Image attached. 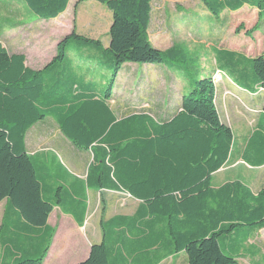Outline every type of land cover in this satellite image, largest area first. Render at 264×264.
<instances>
[{
	"label": "trees",
	"instance_id": "1",
	"mask_svg": "<svg viewBox=\"0 0 264 264\" xmlns=\"http://www.w3.org/2000/svg\"><path fill=\"white\" fill-rule=\"evenodd\" d=\"M22 1L36 18L54 20L71 0ZM94 1L112 15L109 44L104 49L99 41L72 31L59 41L42 69L32 70L25 65L24 55H9L0 43V202L5 201L4 220L15 217L32 236L46 227L53 201L42 189L37 169L40 158L27 154L24 139L36 123L51 118L70 144L90 152L87 189L123 192L140 201L143 216L164 222L173 253H184L186 264H235L226 253L228 240L242 229H264V189L253 194L239 181L217 188L211 185L212 175L230 159L234 143L232 131L221 122L215 106L214 73L196 81L185 73L189 90L182 96L179 111L167 120L157 121L144 113L117 119L109 102L123 65L173 66L183 65L187 59L178 47L161 51L150 43L147 31L153 0ZM201 3L216 18L243 7L256 10L260 20L264 18V0ZM71 39L83 41L95 54L111 56L112 73L105 90L83 76L79 65L84 63L87 70L107 62L93 58L88 62L90 56L84 55L85 60L73 64L66 50ZM213 56L218 70L230 75L236 85L250 93L257 89L264 93L263 55L244 59L232 51L214 50ZM242 160L255 166L264 164V102ZM60 191V187L54 191L57 200ZM102 231V242L91 246L88 257L78 264H111L103 224ZM43 258V254L22 255L12 264H41Z\"/></svg>",
	"mask_w": 264,
	"mask_h": 264
},
{
	"label": "rangeland",
	"instance_id": "2",
	"mask_svg": "<svg viewBox=\"0 0 264 264\" xmlns=\"http://www.w3.org/2000/svg\"><path fill=\"white\" fill-rule=\"evenodd\" d=\"M111 21V12L94 0L82 3L71 0L67 10L54 20L36 18L22 0H0V43L8 54L23 52L31 64L29 67L39 70L54 56L56 44L72 31L85 39L99 41L104 49L109 41L108 30ZM254 28L257 30L252 34ZM147 33L152 46L163 50L178 47L184 52L186 63L173 66L182 70L179 71V74L186 73L190 81H196L208 73L215 75V106L221 121L232 128L234 140L232 160L230 159L229 165L220 175L217 174L212 179V186L217 187L222 181L231 179V163L234 165L239 160L245 140L255 126L258 115L256 113L259 111V95L251 97L247 93H237L231 84L230 75L218 70L213 51H232L244 59L264 56V18L260 20L257 11L247 7L238 13L224 11L216 18L207 12L201 0H153ZM66 50L67 58L73 64H77L79 59L85 60L86 58H82L84 55L91 57L87 58L88 62L93 59L107 62L97 67L94 66V68L88 67L87 70L84 69V63L80 62L79 65L81 74L90 82H95L98 87L103 86V90L107 88L112 73L109 68L110 55L104 57L101 56L102 54H95L92 48L76 39H71L68 42ZM146 66L160 67H150L149 69ZM244 66L247 70H251L249 64ZM162 68L163 64H125L121 69L119 81L115 82L113 86L114 101L110 103L113 111L121 117L131 113L146 112L155 119L159 118L161 110L164 107L167 108L161 103L166 96L164 90L173 86L170 76L163 75L160 70ZM126 73H130L129 76H126ZM250 75L252 76V72ZM145 77L147 79L145 80L146 98H142L143 96L139 95V92ZM51 151L59 159H62L59 152ZM55 154L49 153L50 156L57 158ZM246 177V180L252 184L253 191L264 188V174L256 176L254 173L246 175ZM118 206L121 209L135 212L131 217H114L107 223L106 241L112 257L110 258L111 264L113 259L119 260L118 264H122L123 258L130 264H145L147 261L136 262L144 258L148 260L149 264H186L185 254L173 253L172 245L169 244V238L165 233L164 222L157 223L156 246L147 248L145 241H139L141 233L132 231L134 223H136L133 218L139 220L146 218L143 216L142 208L139 206L136 210H131L123 201L118 203ZM4 215L5 210L0 212V264H12L13 255H21L27 249L28 243L20 240L15 241L11 237ZM121 218L128 224V226H122L124 229L122 241H132L131 243H139L140 246L134 249H125L120 244H115L120 237L113 234L112 224L117 220L121 221ZM103 225L105 224L103 223ZM55 234L56 227L49 228L41 243L42 247L40 246L41 250L38 254H43L44 257L41 264L48 256ZM2 242L6 244H2ZM70 245L72 244L67 247ZM129 250H132L133 254ZM232 252L235 253L233 258L235 264H264V237L254 233L250 240L241 238ZM68 254L69 250L64 256H68Z\"/></svg>",
	"mask_w": 264,
	"mask_h": 264
},
{
	"label": "crops",
	"instance_id": "3",
	"mask_svg": "<svg viewBox=\"0 0 264 264\" xmlns=\"http://www.w3.org/2000/svg\"><path fill=\"white\" fill-rule=\"evenodd\" d=\"M71 1L69 2V4ZM68 4V6H69ZM67 6V8H68ZM244 8L236 11L238 13L242 11ZM250 9V8H249ZM67 10V9H66ZM110 27V26H109ZM93 40V39H92ZM58 44V43H57ZM56 44V45H57ZM109 44V41L104 46L106 48ZM155 47V46H153ZM158 50L164 51L166 49L155 47ZM12 54H22L23 52H16ZM9 54V55H12ZM25 56V55H24ZM52 59V58H51ZM50 59V60H51ZM49 60V61H50ZM48 61V62H49ZM44 63L42 68L48 63ZM25 65L29 67L31 65L27 58L25 57ZM123 65L122 67H124ZM159 68L160 66H146V68ZM30 68V67H29ZM41 68V69H42ZM31 69V68H30ZM122 69V68H121ZM33 70V69H32ZM40 70V69H39ZM163 72V75L170 76V80L172 82V87L168 90H164L165 100L161 103L166 105L160 114L159 118L155 119L152 115L146 112H140L144 114L150 115L157 121L167 120L171 118L175 113H177L180 109V103L182 96L187 93L189 90V83L186 77V74L183 72L179 74V70L172 65H163V68L160 69ZM122 71L119 72L116 82L119 81V77ZM130 73H126V76H129ZM176 74V75H175ZM124 76V75H123ZM164 76V77H165ZM145 79L142 82V86L140 87L139 95L145 97ZM134 83V82H133ZM131 83V84H133ZM231 84L235 88L237 93L243 92L249 94L251 97L255 95H259V106L258 112L256 114V122L255 126L247 136L244 146L240 152L239 160L234 163H231V179L222 181L220 185H223L229 181H239L243 183L253 194H256L258 191H253L252 184L248 182L246 175H253L256 173L257 175L264 174V164L261 166H255L251 164H247L242 160V154L245 149L247 140L255 130L258 117L261 113V108L264 102V93L257 89L254 92L250 93L246 91L243 87L236 85L233 81ZM258 92V94H257ZM146 98V97H145ZM114 101L113 96L111 98L110 103ZM216 101V97H215ZM112 112L116 116L117 119L124 118L126 116L138 113H131L126 116H118L116 112L113 111L110 106ZM47 119L51 120L49 122ZM221 120V119H220ZM48 121V122H46ZM46 122V123H45ZM222 122V121H221ZM226 125L231 131L227 124ZM25 150L30 156H38L40 161L37 164L38 174L40 179L42 180V189L44 190V194L47 198H50L53 201V209L49 214L46 222V227L37 229L39 231V235H29L26 233V226L22 221H18L15 217L10 218L8 220L9 225V233L11 237L16 241H24L28 243L27 249L22 252L21 255L14 254L11 259H17L18 257L25 255L27 257H33L39 254L40 246L44 237L47 235L49 228L56 227V234L49 250L48 256L45 258L43 264H78L84 261L89 254V250L91 246L100 244L104 239L101 224H105V228L107 230L108 221H112L114 217H131L133 213L129 209H121L118 206V203L121 201L125 202V205L131 210H136L139 206H142V203L129 195L123 192H114V191H96L90 190L86 187V175L88 171V167L92 161V156L90 152L76 149L68 140H66L56 125V123L51 118H46L38 123H36L25 135L24 139ZM59 152L62 159H59L55 153ZM49 153L55 154L58 158H54L50 156ZM232 153L230 159L232 160ZM215 174L212 175V179L215 175L221 174L229 165V161ZM246 174V175H245ZM211 179V182H212ZM221 181V179H219ZM254 181V180H253ZM212 185V184H211ZM219 185V186H220ZM217 186V187H219ZM61 188L59 193L60 199L57 200L55 196V189ZM213 187V186H212ZM214 187V188H217ZM103 196V197H102ZM102 202V203H101ZM5 201L0 202V212L5 210ZM143 210V208H142ZM144 212V210H143ZM143 220H139L137 218H133L135 226H133V230L141 233V237L139 241H145L147 248H154L156 246V230H157V222L154 216L148 217ZM113 231L115 235H119L120 239L115 242V244H120L121 247L125 249H134L137 246H140L139 243H131L132 241L127 242L122 241V236L124 233L123 225H127L126 221L121 218L112 224ZM17 229H14V228ZM254 233L260 234L261 237H264V229H251L246 230L242 229L240 232H236L229 240L228 246L226 248V253L231 255L234 258V254L232 252L233 248L239 244L241 238L248 239L252 237ZM5 242V241H4ZM2 242V244H6ZM107 243V242H106ZM64 244L66 245L64 247ZM69 244V247H67ZM69 250L68 256H64L66 251ZM130 253L133 254L132 250ZM225 251V250H224ZM184 253H179L178 255H182ZM143 255V254H142ZM144 256V255H143ZM145 257V256H144ZM112 258V257H111ZM122 264H130L126 261L125 258ZM147 261V262H146ZM136 262H146L149 264L147 259H143L141 261ZM12 263V262H11ZM119 260H112V264H118ZM145 263V264H146ZM186 263V261H185Z\"/></svg>",
	"mask_w": 264,
	"mask_h": 264
}]
</instances>
